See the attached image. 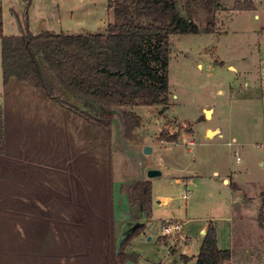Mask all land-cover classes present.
Returning <instances> with one entry per match:
<instances>
[{"label": "rangeland", "instance_id": "374dc122", "mask_svg": "<svg viewBox=\"0 0 264 264\" xmlns=\"http://www.w3.org/2000/svg\"><path fill=\"white\" fill-rule=\"evenodd\" d=\"M176 1L201 31L170 38V104L166 109L138 105L119 110L113 118L110 158L90 149L94 163L88 168L89 179L100 183L97 170L104 168L111 181L143 175L151 184L152 216L127 247L138 256L136 264H196L204 238L201 227L211 220L219 247L232 251L231 264H264V226L258 219L264 213V0L257 12L234 10L235 0H219L218 8L214 0ZM0 8L6 35L27 29L34 34L47 29L105 32L109 22L117 21L108 0H0ZM216 9V31L206 32ZM71 12L73 19L59 25V15L65 20L63 14ZM65 99L86 109L78 96L67 94ZM205 108H212L208 116ZM0 109L12 148L27 143L41 146L47 156L57 152L64 177H76L77 150L89 147L90 135L76 113L33 83L12 78L4 85L1 42ZM127 110L142 118L132 139L124 136ZM216 127H222V136H207V130ZM163 130L179 133V140L161 141ZM145 146L151 151L145 152ZM151 169L162 173L149 176ZM187 189L192 190L189 200L183 197ZM162 196L169 199L166 204L160 203ZM105 197L101 194L100 206L107 215L102 218L118 225L113 222L111 198L107 195L104 202ZM89 207L100 209L98 203ZM170 220L183 223V228L161 239L163 225ZM16 228L0 215V249L8 241L14 247V264L39 263L40 246ZM31 238L35 239L33 231Z\"/></svg>", "mask_w": 264, "mask_h": 264}, {"label": "trees", "instance_id": "16d2710c", "mask_svg": "<svg viewBox=\"0 0 264 264\" xmlns=\"http://www.w3.org/2000/svg\"><path fill=\"white\" fill-rule=\"evenodd\" d=\"M215 7H219V0ZM117 21L109 22L105 32L71 34L67 31L29 29L20 35H6L0 8L1 63L4 85L12 78L29 81L49 98L76 113L89 139V147L110 158L113 118L119 110L138 105L162 106L171 101L169 89L170 38L175 34L198 33L201 28L191 16L183 14L176 0H108ZM253 0H235L236 11L254 10ZM217 9L207 23L206 32L216 31ZM67 94L85 101L86 110L65 99ZM88 98L99 104L96 109ZM124 136L132 139L141 127V116L123 113ZM179 133L163 130L160 140L176 142ZM5 148V127L0 109V154ZM147 218L152 216V190L148 180L139 179L129 189ZM264 226V213L258 216ZM142 225L121 242L111 264H136L138 256L128 251L130 239L144 230ZM167 238L166 234L161 239ZM232 251L218 244L217 228L210 224L204 235L196 264H231ZM185 259H190L185 257Z\"/></svg>", "mask_w": 264, "mask_h": 264}, {"label": "crops", "instance_id": "0c3cea01", "mask_svg": "<svg viewBox=\"0 0 264 264\" xmlns=\"http://www.w3.org/2000/svg\"><path fill=\"white\" fill-rule=\"evenodd\" d=\"M253 1L256 8L252 11L257 12L263 0ZM72 16V12L63 14L67 18L64 20L60 14L59 25L73 19ZM217 128L219 133L213 137L222 136V127ZM210 130L214 128L207 130V136ZM190 144H193L192 140ZM42 150L46 154L41 153ZM77 152L80 162L75 163L76 177H64L57 152L47 156L41 146L27 143H18L17 148H12L5 132V148L0 154V207L3 213L0 215L5 216V221L8 218L10 224L21 227L20 233L29 238L28 242L38 243L43 259L36 264H111L114 254L118 253L120 238L150 220L140 205L131 201L129 193L131 185L143 175L139 174L131 181L124 178L111 181L101 168L97 170L101 175L99 183L94 177L89 179L88 168L94 163L90 160L93 157L91 150L86 146ZM223 182L229 185L230 179L224 177ZM101 194L110 196L113 222L118 225L111 224L109 218H102L106 214L100 206ZM160 198V203L169 201L166 197ZM90 203H98L100 209L91 211ZM212 222L201 227L204 235ZM31 231L35 239L31 238ZM6 243L0 249V264H14V247L8 241Z\"/></svg>", "mask_w": 264, "mask_h": 264}, {"label": "water", "instance_id": "95a60500", "mask_svg": "<svg viewBox=\"0 0 264 264\" xmlns=\"http://www.w3.org/2000/svg\"><path fill=\"white\" fill-rule=\"evenodd\" d=\"M88 101H89V103H90L92 106H94L96 109L99 108V104H98L95 100L88 98ZM83 110H86V109L84 108ZM210 111H211L210 109H206V110H205L207 116H208V114L210 113ZM218 130H219V128L214 129V130H210V131H209V134H211V135H212V134H216V132H218ZM150 151H151V147H150V146H145V152H150ZM161 173H162V171L159 170V169H151V170H149L148 175H149V176H157V175H160ZM205 234H206V232H205ZM128 235H129V234H127V235L125 236V234H124V235L120 238V240H119V242H118V249H117L118 252H119V250H120L122 240H123L124 238H126Z\"/></svg>", "mask_w": 264, "mask_h": 264}, {"label": "built area", "instance_id": "2783aa9c", "mask_svg": "<svg viewBox=\"0 0 264 264\" xmlns=\"http://www.w3.org/2000/svg\"><path fill=\"white\" fill-rule=\"evenodd\" d=\"M192 196V190L191 189H187V191L185 192V194L183 195L184 199L189 200ZM183 225L181 222L179 221H166L163 225V232L164 234H173V233H180V231L182 230Z\"/></svg>", "mask_w": 264, "mask_h": 264}]
</instances>
